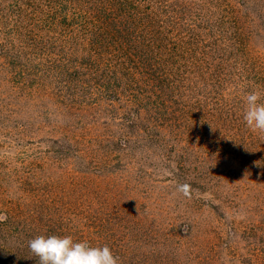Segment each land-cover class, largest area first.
Listing matches in <instances>:
<instances>
[{
    "label": "trees",
    "instance_id": "obj_1",
    "mask_svg": "<svg viewBox=\"0 0 264 264\" xmlns=\"http://www.w3.org/2000/svg\"><path fill=\"white\" fill-rule=\"evenodd\" d=\"M261 50L264 0H0V139L17 149L0 153V264H39L27 242L52 234L119 264L235 254L264 217L234 186L264 182L243 121Z\"/></svg>",
    "mask_w": 264,
    "mask_h": 264
},
{
    "label": "clouds",
    "instance_id": "obj_2",
    "mask_svg": "<svg viewBox=\"0 0 264 264\" xmlns=\"http://www.w3.org/2000/svg\"><path fill=\"white\" fill-rule=\"evenodd\" d=\"M264 99L261 92L252 90L244 96L243 121L249 131L264 135ZM27 246L39 264H119L107 245L93 246L77 241L72 235H38Z\"/></svg>",
    "mask_w": 264,
    "mask_h": 264
},
{
    "label": "rangeland",
    "instance_id": "obj_3",
    "mask_svg": "<svg viewBox=\"0 0 264 264\" xmlns=\"http://www.w3.org/2000/svg\"><path fill=\"white\" fill-rule=\"evenodd\" d=\"M264 51V50H261ZM51 85H42L41 89L42 90H46V92L50 93L51 90ZM46 103L49 105L52 103V99L51 97L47 94V97L45 98ZM55 117V114H54ZM57 119V118H56ZM2 129H0L1 131ZM45 130H43V132H39L37 134H35L33 137H40L41 135H46V133H44ZM0 135H4L3 133H0ZM167 135L170 138H173V135L167 132ZM0 153L7 151L8 149H11V151H17V149H15V147H13L12 144H10V147L8 144L3 143V139H0ZM32 152L34 151V149H43L44 145H40V144H36V145H30L28 147ZM5 176L0 172V183L5 182ZM235 186V196L237 198V202L238 203H245L250 205L251 207L254 208V206L256 205V207L259 208V205L262 200V202H264V182H259V183H255V182H245V181H241V182H237L234 184ZM159 187H164V184H160ZM160 191L162 192H167L169 191V189H160ZM172 191H169V193H171ZM259 203V204H258ZM214 204H218L216 201L214 202ZM3 207V206H2ZM256 213H260L258 211V209L256 208L255 211ZM204 220L212 223V224H217L220 225V227L222 226V230L223 232H225V228L228 226V221H230L228 219V217H225L223 219H219V220H215V218L213 217L212 214H206V216L204 217ZM260 224L264 223V217L262 214L254 216V215H247L244 220L243 223L246 226V229L244 231H241L239 233V237L238 241L236 243V253L233 254L231 253V251H229L226 255L225 254H221V258L219 259L220 264H264V227L261 229L259 227L260 224H258L259 222ZM258 225V229L260 231H257L254 229V227L252 225ZM264 225V224H263ZM220 236H222L221 241L220 242V246H223V243L226 242L227 239V235L222 233ZM211 240L213 241V243H217V239H215L214 236H211ZM218 244V245H219ZM217 245V244H216ZM215 245V246H216ZM214 247H210V249L207 251V255L210 257V261L212 263H216V257L215 252L217 251L216 248ZM223 249L220 248V251H222Z\"/></svg>",
    "mask_w": 264,
    "mask_h": 264
}]
</instances>
